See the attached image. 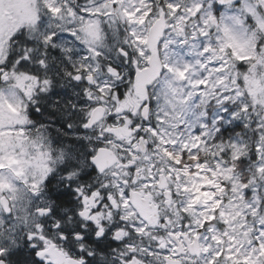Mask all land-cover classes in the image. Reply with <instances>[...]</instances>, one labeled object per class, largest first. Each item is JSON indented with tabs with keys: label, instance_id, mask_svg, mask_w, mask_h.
Segmentation results:
<instances>
[{
	"label": "snow or ice",
	"instance_id": "1",
	"mask_svg": "<svg viewBox=\"0 0 264 264\" xmlns=\"http://www.w3.org/2000/svg\"><path fill=\"white\" fill-rule=\"evenodd\" d=\"M38 4L42 12L35 31L21 28L9 41L7 52L0 55V92L10 102L22 101L29 121L10 130L34 142L31 147L9 150L25 165L24 177L17 179L12 170L0 167V181L7 179L16 189L0 192L10 201L7 207L0 203V264H55L52 248L65 253L71 264H132L133 260L167 264L129 251L142 239L138 230L146 222L139 214L129 222L125 216L135 208L130 203L127 209L122 207L132 200L134 191L158 182L159 175L133 183L140 166L136 164L121 181L111 175L117 169L102 172L95 162L101 149L118 144L117 151L126 157L120 163L126 165L131 159L127 152L139 155L133 145L142 139L150 141L147 154L159 155V140L152 132L176 140L177 150L185 139L200 137L203 147L219 153L208 158L213 168L217 163L233 166V145H249L248 154L235 164L242 174H249L242 181L244 198L255 208V197L260 196L264 212V180L257 175V169H264V110L240 91L243 76L254 64L257 72L264 70V0H56L67 23L44 6L45 0ZM194 5L199 11L190 16L187 10ZM145 11L149 18L143 24L128 22L127 16L135 15L138 21ZM161 13L168 26L156 38L149 21L158 20ZM181 17L189 22L183 34L175 29ZM234 41L241 45L254 42L255 56L262 63H249L244 56L237 60L228 47ZM194 56L196 65L189 81L184 69ZM155 61L159 72H153L151 81L143 85L141 99L138 76ZM12 73L34 78L30 98L25 92L31 81L24 83L22 91L14 78L5 79ZM180 75L185 79L180 80ZM198 80L205 83L193 87ZM130 98L140 101L139 109L118 111ZM189 103L193 104L192 119L185 114ZM97 108L107 111L91 123V113ZM124 126L134 134L131 143L109 131ZM199 152L195 149L191 154ZM8 154L0 151V164ZM182 155L186 160L189 153L184 150ZM169 188L183 208L186 202ZM157 191L156 201L163 205L165 193ZM94 197V206L89 207ZM113 198L121 207H113ZM100 213L105 218L95 220ZM167 215L172 218L171 213ZM167 223L162 217L160 225ZM215 223L197 228L184 214L179 230L207 234ZM253 224L252 244L258 248L264 244V224ZM122 230L128 235L119 239ZM157 231L167 234L164 227ZM171 232L175 234L176 229ZM146 247L148 253L164 257L175 251L171 246L160 248L156 241ZM217 256L224 258V253L206 250L202 264H214Z\"/></svg>",
	"mask_w": 264,
	"mask_h": 264
},
{
	"label": "rangeland",
	"instance_id": "2",
	"mask_svg": "<svg viewBox=\"0 0 264 264\" xmlns=\"http://www.w3.org/2000/svg\"><path fill=\"white\" fill-rule=\"evenodd\" d=\"M31 0H20V6L27 7L23 11H26L30 9V12H32L33 4H28ZM47 3L50 2V0H45ZM142 7H145L147 5L142 4ZM11 12H16V6L10 2V0H4L2 4H0V21L4 20L6 25L4 27H0V55H3L5 44L4 42L7 39V36L10 32H12V29L16 27L17 24H19L27 15H23L19 13V16H15L14 21H8L6 18H3L1 14L8 15ZM145 13L139 17V20H136L135 15L133 16H127V20L130 23H140L145 19ZM31 15V14H30ZM69 15H73L72 13H69ZM127 15L126 13L124 14ZM172 15H175V10H173ZM183 18V17H181ZM65 23H67V19H64ZM10 22V23H9ZM23 22V21H22ZM21 22V23H22ZM180 24V19L177 20L175 29L178 28V25ZM90 27H94L90 25ZM11 30V31H9ZM180 34H182V30H178ZM143 43V41H141ZM4 46L2 47V45ZM236 47V51L234 52V56L237 60L241 58V56H244L247 58L248 48H246V45H241L236 43L235 41L232 43ZM230 47V44L228 45ZM225 52V49H223ZM226 55V54H225ZM196 57L194 56L190 61L187 62V66L185 67L184 71L188 74L187 79L189 81H192V72L195 69L196 65ZM258 60V58H257ZM258 64L262 63L261 61L257 62ZM231 64V62H230ZM235 75L239 76V73H236ZM180 80H184L185 76L180 75ZM244 80V87L240 90L241 94L243 92H247L249 97L251 98L252 104L260 105L261 110H264V70H261L257 72L256 65L255 67H252L250 69V72L248 74H245L243 76ZM200 83H205L203 80L193 81V87H196ZM23 82L20 81L18 83V86H22ZM183 92L184 89H181ZM5 98L4 102H1ZM10 105H13L9 101V99L6 96H0V134L3 131L6 132V138L7 136L14 137L13 135H8L9 129L11 128L9 124H15L17 122L11 121V113H10ZM18 105V112L22 109V103L19 99L16 100ZM188 111L185 113L186 115H189V113L193 109V104L187 105ZM17 112L18 115H20ZM5 139L2 143H0V151H5L11 146H13V143H19V137H15L14 139ZM192 138L194 141H192ZM191 142L194 144H203V141L200 137L193 136L190 138ZM190 139H185L183 142V145L179 151L184 148L186 145L190 143ZM160 143L162 144H173L176 145V140H171L167 138L166 135L160 136ZM262 143H264V138H262ZM16 147H18L16 145ZM28 147V146H27ZM195 147V146H193ZM234 148V155H237L239 157L246 156L249 152V145L244 146H238L233 145ZM264 151V149H261ZM8 151V150H7ZM9 153H11L9 151ZM6 164V162H4ZM203 166V165H202ZM201 168L194 167V168H185V169H175V174L182 180L184 185L188 188L190 191L188 203H191V200L194 201V203L197 204L195 208L190 209L192 216L194 217L196 222H201V219H210L213 217V213L211 211H208V207L211 208V206L214 204V196L219 197V194H215L212 191L206 190L204 186H214L217 187L218 185H221L220 181L221 179L218 178L219 174L225 177L226 180L230 183V188L225 189L226 192H222L220 195L223 197L220 199L218 203L221 205V211L220 216L221 220L224 222V227L220 228L219 225H215L210 228L208 234H206L210 239L213 240H220L222 243L228 244V250H229V260H232L234 262H239L243 264H264V244H261L258 248L254 247L252 244L253 241V233L255 231V227L253 222L255 221L257 225L264 224V212H261V203H260V196L255 197V204L256 207L253 208L249 202V200L245 199L243 196V190L245 188V185L242 183V179L240 178V173L236 172L234 168L231 167H224L222 164L219 163V166L217 168H208L207 165H204ZM198 168V169H197ZM192 169V170H191ZM8 170V169H6ZM16 172H18V177H23L21 174L22 169L17 168L14 169ZM257 175L261 180H264V169H257ZM19 178V179H20ZM256 180L253 179L252 183H255ZM251 187V184L248 185ZM14 186L7 180L4 179L3 181H0V192H7V191H14ZM219 190H223V188H219ZM224 191V190H223ZM227 197V202L225 203V198ZM219 200V199H217ZM212 201V203H210ZM203 210V213H200V210ZM205 235V238H206ZM230 263V262H229Z\"/></svg>",
	"mask_w": 264,
	"mask_h": 264
},
{
	"label": "flooded vegetation",
	"instance_id": "3",
	"mask_svg": "<svg viewBox=\"0 0 264 264\" xmlns=\"http://www.w3.org/2000/svg\"><path fill=\"white\" fill-rule=\"evenodd\" d=\"M4 2V0H1V2ZM16 10L20 6V1L18 2V5L15 4ZM28 4H33L32 12H30V9L23 11V15H27L19 24L16 25L15 28L12 29V32H10L8 36V42L6 46L5 53L8 50L9 47V41L11 40L12 36L16 34L21 28L28 27L29 31H35V27L37 22L40 19V14L42 12L41 6L38 4V0H31ZM46 7L50 8L53 12V15L61 16L64 15L62 12V7L56 5V0H50L49 3L45 1ZM27 8V7H26ZM198 10V5H195L194 8H190L189 15L194 16ZM15 12H11L9 14H13ZM31 14V15H30ZM3 17V14H1ZM186 24H188V20L185 21ZM185 24V25H186ZM15 79L17 81V84L22 81L23 84L20 86V89L23 91V85L27 81H31V84L29 85V88L25 92L26 95H29L32 92L36 81L32 77H27L24 74H20L17 76L15 73H12L10 76H6L5 79ZM143 98V95H137ZM15 103V102H12ZM21 103H23L21 101ZM140 101L136 98H130L127 100L124 104L121 105L120 109L118 111H124V110H131L133 112L137 111L139 109ZM23 109V107H22ZM107 111V109H105ZM24 110H21L18 112L20 115L17 114V112L11 114V121H15L17 123L10 124L12 129L15 125H22L29 123L28 118L26 115L23 114ZM96 109L92 111L91 116L95 113ZM11 134L16 135V137H19L20 142L17 144L18 147L21 146H33L34 142L31 141L28 136L24 135L23 133H19L13 130H10ZM109 131L113 132L118 140H124L126 143H131L132 139L134 138L133 132L127 127H116L111 128ZM10 135V134H9ZM3 135H0V142H2ZM152 136L154 137L155 134L152 132ZM27 141L26 143L24 141ZM150 141L141 140L138 143L133 145V148L135 149L137 154H133V152H127L128 156H131V159L128 161V164H121L120 160L124 157L121 153L117 151V149L120 147L118 144H113L111 148L106 149H112L115 152V155L118 159L117 163L111 168H115L118 171L112 172L111 175L115 176L117 179L123 181V178L126 176L131 175L127 171L128 168H130L132 165L139 164L140 166L136 169L135 178L133 180V183H138L141 180L144 179H153L157 175H159L160 179L158 182L153 184H147L143 185L139 190L133 192V200H136L139 202V204L142 205L143 214L145 216V219L142 220L146 222V225L144 228L138 230V235L142 237L141 240H137L136 244L137 247L135 249H129V251H136L141 255H150L154 261L159 262L160 260H166L167 264H200L202 257L197 258L194 257L199 250L201 256L204 253V242L201 240V234L198 235L196 232H183L179 230V225L181 220L184 219L185 208H180L178 201H174L172 198V191L169 188L171 185L172 188L175 189V191L179 194L180 200L184 199L185 193L182 191L180 187L179 181L176 179V177H171L169 171L166 169L171 164L170 155L169 153L165 152V147L161 144L158 145L159 149V155H153V154H147V144ZM16 147V148H18ZM13 149V148H12ZM13 159L16 160V157L13 155ZM155 161V162H153ZM162 165L164 167H162ZM126 183V182H125ZM115 187H118L119 185H114ZM148 189H151V191H148ZM157 189L163 190L166 196V200L164 201L163 205L160 203H157L156 197L159 195ZM96 195H99L98 193ZM95 197L93 198V201H89V207L94 206ZM130 201H126L123 208L127 209ZM113 207L119 208L121 205H119L115 199L113 198ZM167 213H171L172 218L169 219ZM137 211H131L129 210L125 216V219H127L129 222H132L134 220L138 219ZM165 218L168 223L165 226L160 225L161 218ZM105 216L103 213L98 214L94 219L99 221L101 219H104ZM108 219H111V213H109ZM139 218H141L139 216ZM158 227H164L167 234H161L157 231ZM175 228L176 232L175 234H172L171 229ZM200 228V227H197ZM119 239H123L125 236L128 235L126 231H121L118 234ZM153 241L158 242L160 248H168L169 246L173 247L175 249L174 253L172 255H169L167 257L155 255L153 253L147 252L146 245H152ZM52 258L55 263L58 264H71L69 261L67 255L55 248H52L51 250ZM55 257L57 258L55 260ZM132 264H144L142 260H133Z\"/></svg>",
	"mask_w": 264,
	"mask_h": 264
},
{
	"label": "water",
	"instance_id": "4",
	"mask_svg": "<svg viewBox=\"0 0 264 264\" xmlns=\"http://www.w3.org/2000/svg\"><path fill=\"white\" fill-rule=\"evenodd\" d=\"M164 28H165V23L163 20H160L152 29V33L154 34L156 38H158L159 35L163 32ZM153 47H154V44H153ZM153 72H156V73L159 72V62L158 61H155L153 63V66L151 69H145L143 73L139 74L138 80H137V89L139 88L143 89V85L151 81V79L153 78ZM98 159L100 158H97V160ZM2 202L4 206L7 207V204H8L7 200L3 199Z\"/></svg>",
	"mask_w": 264,
	"mask_h": 264
}]
</instances>
